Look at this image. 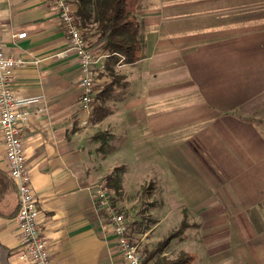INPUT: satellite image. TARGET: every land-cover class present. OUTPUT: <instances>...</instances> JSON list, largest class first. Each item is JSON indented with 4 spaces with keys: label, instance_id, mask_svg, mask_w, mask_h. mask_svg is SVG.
I'll list each match as a JSON object with an SVG mask.
<instances>
[{
    "label": "crops",
    "instance_id": "crops-1",
    "mask_svg": "<svg viewBox=\"0 0 264 264\" xmlns=\"http://www.w3.org/2000/svg\"><path fill=\"white\" fill-rule=\"evenodd\" d=\"M135 17V62L94 45V29L84 34L104 54L86 115L53 0H0L5 51L25 61L11 85L27 100L21 138L52 263H121L94 189L119 190L132 173L133 189L161 194L150 229L174 209L189 217L178 238L190 264H264V0H139ZM0 170L8 176L1 136ZM17 206L16 190L0 199L10 264Z\"/></svg>",
    "mask_w": 264,
    "mask_h": 264
},
{
    "label": "built area",
    "instance_id": "built-area-1",
    "mask_svg": "<svg viewBox=\"0 0 264 264\" xmlns=\"http://www.w3.org/2000/svg\"><path fill=\"white\" fill-rule=\"evenodd\" d=\"M53 2L58 10V18L69 34L68 47L77 58L76 86L79 106L87 115L95 99V66L98 63L99 67H104L103 62H100L104 54L95 53L87 45L83 35L84 28L75 21V6L66 0H53ZM25 34L22 32L16 36L24 37ZM122 59L123 57L120 56V60ZM24 63L23 58L5 51L0 29V136L5 149L8 176L14 182L18 194V206L14 215L21 237V247L17 251L18 264H53L48 252V241L38 228L39 208L21 138L28 111L19 107L27 100L17 97L11 85L15 69L22 67ZM83 123H86V119ZM94 196L109 218L121 257L120 264H142V255L137 244L132 243L128 238L126 218L122 212H115L111 208L108 194L102 184L96 185Z\"/></svg>",
    "mask_w": 264,
    "mask_h": 264
},
{
    "label": "trees",
    "instance_id": "trees-1",
    "mask_svg": "<svg viewBox=\"0 0 264 264\" xmlns=\"http://www.w3.org/2000/svg\"><path fill=\"white\" fill-rule=\"evenodd\" d=\"M66 1L75 6V21L80 27L84 28L83 35L86 34L89 29H94V45L106 50L109 54H114L116 60L120 59V56H122V61L131 63L135 62L140 57L141 45L138 39V22L135 17L139 0ZM118 168L120 167H116L114 170L116 171ZM108 177L116 179L118 174H110ZM14 185V182L6 173L0 170V199L10 193H14L16 190ZM126 223L127 232L130 230V227L128 222ZM184 227L186 228L187 224L182 221L180 227L176 231L160 241L152 251H148L142 263H148L158 251H161L170 242V240L179 236L180 229L183 230ZM10 255L11 249L0 241V264H10L8 261ZM193 259V253L181 251L179 255L172 259L161 257V259L155 261V264H190Z\"/></svg>",
    "mask_w": 264,
    "mask_h": 264
},
{
    "label": "rangeland",
    "instance_id": "rangeland-1",
    "mask_svg": "<svg viewBox=\"0 0 264 264\" xmlns=\"http://www.w3.org/2000/svg\"><path fill=\"white\" fill-rule=\"evenodd\" d=\"M120 176H122V173H120ZM130 179L131 180L125 184H123L122 180L120 179L119 190H112L109 187H103L108 194L109 205L111 206V208H113L115 212L124 213L126 221L128 222L130 227V230L127 231L128 238H130L133 243L137 244L143 261L148 251H152L160 241L176 231L180 227L182 221L187 224L186 219H189V217L187 215L183 216L182 214V216L185 218L180 220L181 214L179 216L177 214L178 210L174 209L173 213H170L164 222H162L158 226H155L153 229H150L153 222H155L154 220H152V217H154L155 215L153 216L150 213V210L154 204L156 206L157 204H159L161 199L160 191L159 189L156 190L155 188H153V184L151 183L150 185L147 183H143L139 187L133 189L132 173H130ZM172 198L174 199L175 197ZM94 200L98 203V201L95 199V196ZM100 208L104 211L101 206ZM165 208L167 209L168 205H166ZM105 214L107 215L106 212ZM135 216H138L140 221H133L132 219ZM147 229L148 231H146ZM185 231V227L183 228V230L180 229L179 235L181 236ZM144 232L147 233L144 235ZM180 236L175 237L172 241L170 240V243H168L161 251H158L151 259V264H155V261L161 259V257L172 259L179 255V253L183 251L181 248L182 246H180L182 245V243L180 241V238H178Z\"/></svg>",
    "mask_w": 264,
    "mask_h": 264
}]
</instances>
